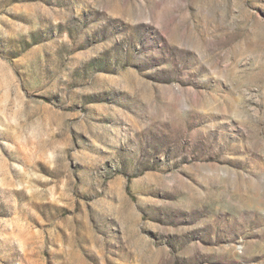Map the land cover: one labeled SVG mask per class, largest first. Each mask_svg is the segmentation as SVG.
I'll return each mask as SVG.
<instances>
[{"label": "rangeland", "instance_id": "rangeland-1", "mask_svg": "<svg viewBox=\"0 0 264 264\" xmlns=\"http://www.w3.org/2000/svg\"><path fill=\"white\" fill-rule=\"evenodd\" d=\"M0 264H264V0H0Z\"/></svg>", "mask_w": 264, "mask_h": 264}]
</instances>
